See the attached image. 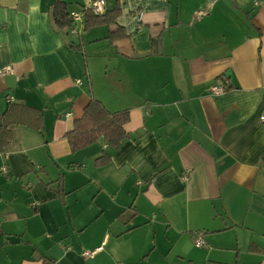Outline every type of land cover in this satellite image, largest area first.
Returning a JSON list of instances; mask_svg holds the SVG:
<instances>
[{
	"label": "crops",
	"instance_id": "crops-1",
	"mask_svg": "<svg viewBox=\"0 0 264 264\" xmlns=\"http://www.w3.org/2000/svg\"><path fill=\"white\" fill-rule=\"evenodd\" d=\"M104 1L0 0V264H264V0ZM89 92L119 149L70 151Z\"/></svg>",
	"mask_w": 264,
	"mask_h": 264
},
{
	"label": "trees",
	"instance_id": "trees-1",
	"mask_svg": "<svg viewBox=\"0 0 264 264\" xmlns=\"http://www.w3.org/2000/svg\"><path fill=\"white\" fill-rule=\"evenodd\" d=\"M85 13V27L95 25L99 23L111 24L116 17V11H112L104 18H99L91 13ZM88 14V15H87ZM52 19L56 28L61 32L63 29L72 25V21L69 18V14L66 13L65 4L62 2H55L52 6ZM114 34L119 36V28L114 31ZM111 40V33L108 36ZM89 102L83 110L82 116L75 120L73 128L68 132L65 137L67 139L70 151L72 153L87 148L98 141L104 143V145L112 150H117L128 138L127 133L124 131V125L128 121V112H109L103 104L93 98L91 92H89ZM35 113L32 117V122L17 121L24 124L35 131H39L40 121L42 120L40 114L33 110ZM9 133L8 130H5ZM8 137L5 144L8 143ZM106 156V155H105ZM107 158L98 159V165L106 163ZM59 182V180L57 181ZM1 232V227H0Z\"/></svg>",
	"mask_w": 264,
	"mask_h": 264
},
{
	"label": "built area",
	"instance_id": "built-area-1",
	"mask_svg": "<svg viewBox=\"0 0 264 264\" xmlns=\"http://www.w3.org/2000/svg\"><path fill=\"white\" fill-rule=\"evenodd\" d=\"M91 13L97 17H101L104 15L105 13V1L104 0H84V5H83V13ZM69 18L71 19L72 22H76V21H81L82 16L78 15L76 13H70L69 14ZM72 33H75V29L71 28L70 29ZM12 73V69L10 66H4V67H0V77H4L8 74ZM76 84L80 85V81L77 80ZM225 85L226 81H222L220 84H214L212 86H210V93L212 96H218L220 94H222L225 90ZM261 120L263 121L264 119L261 118ZM1 172L3 174L7 173L6 168H2ZM194 245L198 248H201L203 246V239L201 238V236H196L194 239ZM86 255H91V253L87 252L85 253Z\"/></svg>",
	"mask_w": 264,
	"mask_h": 264
},
{
	"label": "water",
	"instance_id": "water-1",
	"mask_svg": "<svg viewBox=\"0 0 264 264\" xmlns=\"http://www.w3.org/2000/svg\"><path fill=\"white\" fill-rule=\"evenodd\" d=\"M7 241L13 244L14 242L15 243L18 242V239L14 238V237H8Z\"/></svg>",
	"mask_w": 264,
	"mask_h": 264
},
{
	"label": "rangeland",
	"instance_id": "rangeland-1",
	"mask_svg": "<svg viewBox=\"0 0 264 264\" xmlns=\"http://www.w3.org/2000/svg\"><path fill=\"white\" fill-rule=\"evenodd\" d=\"M2 173V172H1ZM3 174V173H2Z\"/></svg>",
	"mask_w": 264,
	"mask_h": 264
}]
</instances>
